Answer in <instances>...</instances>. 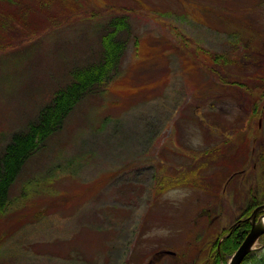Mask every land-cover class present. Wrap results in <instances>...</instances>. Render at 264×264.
<instances>
[{
    "label": "rangeland",
    "instance_id": "374dc122",
    "mask_svg": "<svg viewBox=\"0 0 264 264\" xmlns=\"http://www.w3.org/2000/svg\"><path fill=\"white\" fill-rule=\"evenodd\" d=\"M122 16L117 76L10 190L0 264H207L213 243L264 203V0L0 1V155ZM180 37L240 58L215 73L202 53L205 66L176 51ZM259 41L261 60L246 70L242 49ZM254 248L258 261L261 239Z\"/></svg>",
    "mask_w": 264,
    "mask_h": 264
},
{
    "label": "trees",
    "instance_id": "16d2710c",
    "mask_svg": "<svg viewBox=\"0 0 264 264\" xmlns=\"http://www.w3.org/2000/svg\"><path fill=\"white\" fill-rule=\"evenodd\" d=\"M260 4L261 1L257 2L254 10ZM208 12L214 14L219 21L228 18L223 8L217 11L215 7H210ZM129 33L130 26L125 17L113 19L106 30L99 36L100 51L96 55H92L84 63L73 67L68 75V83L58 89L53 94L48 105L42 108L27 123L23 130L14 133L9 142L3 147L0 155V214L6 210L9 204L10 190L18 176L43 145L63 129L65 121L73 109L88 98L100 95L106 85L117 76ZM179 39L175 44L176 51H182L189 58H194V60L202 53L203 56L205 55L210 59L213 64L212 67H215V73L219 68L220 70H225L226 74L229 75V69L233 61L237 60L238 57L240 58L238 55L231 61L225 55H214L202 48L194 51L187 44L182 43V37ZM258 44H260V41L249 42L246 44L245 49H242L241 61H243L242 63L245 65L246 70H250L251 64L258 63L261 60V45L259 46ZM205 59L206 63L208 59L206 57ZM195 62L205 66L202 60H195ZM219 78L222 83L227 82L226 79L221 77L220 72ZM239 85L243 86L244 90L252 96L255 93L254 87L252 88L246 83ZM252 106L253 109L249 113L251 117L258 118L261 115L260 109H256L254 105ZM248 230L249 224L244 221L219 244L217 243L218 241L214 243V251L211 252L207 264H226V259L237 249ZM262 241L264 242V236ZM217 244L219 245L218 249H216ZM246 259L249 261L251 255L247 256ZM250 261H252V264H264V250L261 251L260 260L251 259Z\"/></svg>",
    "mask_w": 264,
    "mask_h": 264
},
{
    "label": "water",
    "instance_id": "95a60500",
    "mask_svg": "<svg viewBox=\"0 0 264 264\" xmlns=\"http://www.w3.org/2000/svg\"><path fill=\"white\" fill-rule=\"evenodd\" d=\"M260 210H264V205L256 208L253 211L251 219H254L256 213ZM250 225L251 228L248 234L246 235L245 239L240 244V246L237 248V250L234 252L228 264H240V262L244 259L247 253L251 250L256 239L259 236L264 235V226H262L259 220L256 223L251 220Z\"/></svg>",
    "mask_w": 264,
    "mask_h": 264
},
{
    "label": "bare ground",
    "instance_id": "6f19581e",
    "mask_svg": "<svg viewBox=\"0 0 264 264\" xmlns=\"http://www.w3.org/2000/svg\"><path fill=\"white\" fill-rule=\"evenodd\" d=\"M217 249V248H216ZM214 251V249L212 248V250H210V252H209V254H208V256H210V254H211V252H213ZM246 263V260H245V258L240 262V264H245Z\"/></svg>",
    "mask_w": 264,
    "mask_h": 264
}]
</instances>
